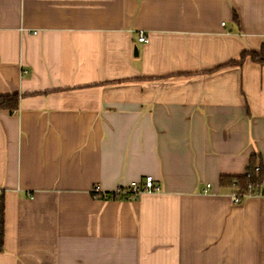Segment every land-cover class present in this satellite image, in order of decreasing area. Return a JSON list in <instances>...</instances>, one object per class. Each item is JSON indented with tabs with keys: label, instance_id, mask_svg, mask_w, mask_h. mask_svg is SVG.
<instances>
[{
	"label": "crops",
	"instance_id": "crops-1",
	"mask_svg": "<svg viewBox=\"0 0 264 264\" xmlns=\"http://www.w3.org/2000/svg\"><path fill=\"white\" fill-rule=\"evenodd\" d=\"M263 43L264 0H0V264H264L220 184L264 168V64L210 71Z\"/></svg>",
	"mask_w": 264,
	"mask_h": 264
},
{
	"label": "trees",
	"instance_id": "trees-1",
	"mask_svg": "<svg viewBox=\"0 0 264 264\" xmlns=\"http://www.w3.org/2000/svg\"><path fill=\"white\" fill-rule=\"evenodd\" d=\"M233 19L238 23V16L236 12L233 14ZM249 58L251 61L259 64H264V43L261 45L259 50H244L237 59H232L227 63L214 68L210 71H215L223 67L243 65L246 59ZM19 107V95L17 93L5 94L0 96V109H7L11 112H15ZM259 168L256 169V166ZM249 173V176L246 174ZM264 178V168L262 163L256 157H252L249 165L247 166L246 173L237 176H222L220 184L222 186H229L233 188V191L240 193H255L260 191L263 193L262 181ZM251 185L248 188V185ZM109 198H118L116 195H110ZM4 229H5V208L2 201V195H0V251L3 250L4 246Z\"/></svg>",
	"mask_w": 264,
	"mask_h": 264
},
{
	"label": "built area",
	"instance_id": "built-area-1",
	"mask_svg": "<svg viewBox=\"0 0 264 264\" xmlns=\"http://www.w3.org/2000/svg\"><path fill=\"white\" fill-rule=\"evenodd\" d=\"M138 40L140 42H147L148 38L147 35L144 32H141L139 35ZM259 168V165L256 166V169ZM249 176V173L246 174ZM208 186H210L208 184ZM251 185H248V188H250ZM159 185L157 184L155 178L152 175H146L145 180L143 183H141L139 180H133L130 182L128 186H122L118 187L115 190L107 193H102L100 189V185H96L92 192L96 196L102 195L103 198H109L110 195H116L117 197H127L129 199H135L138 196H140L144 192H155L159 190ZM261 192L257 191L255 193H240L237 191H232L230 193L231 198L234 202L239 203L243 200L244 197L249 195H260ZM1 195V192H0Z\"/></svg>",
	"mask_w": 264,
	"mask_h": 264
},
{
	"label": "water",
	"instance_id": "water-1",
	"mask_svg": "<svg viewBox=\"0 0 264 264\" xmlns=\"http://www.w3.org/2000/svg\"><path fill=\"white\" fill-rule=\"evenodd\" d=\"M135 53H138V52H137V48H135Z\"/></svg>",
	"mask_w": 264,
	"mask_h": 264
}]
</instances>
